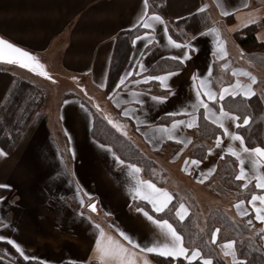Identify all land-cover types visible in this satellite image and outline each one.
Returning <instances> with one entry per match:
<instances>
[{"label": "crops", "instance_id": "0c3cea01", "mask_svg": "<svg viewBox=\"0 0 264 264\" xmlns=\"http://www.w3.org/2000/svg\"><path fill=\"white\" fill-rule=\"evenodd\" d=\"M194 1L184 2V8L179 10L172 7L169 0V12L165 15L156 13L163 18V23L154 22L152 29L144 28L139 34L143 37L146 31L150 32L153 42L148 44L147 40H141L133 45L128 65L121 76L125 71L132 70L137 60L144 64V71L136 68L129 81L155 76L151 74V68L159 60L182 55L185 49L175 48L168 42V36L171 35L169 24H172L171 20L183 18L188 12L198 9H204L211 23L201 32L217 28L228 55H218L215 33L191 35L190 38L196 36L197 39L192 41L189 38L178 43H193L199 51L190 52L191 58L182 68L172 70L178 74L168 81L169 88H163L159 81L139 84L126 82L127 87L121 86L120 89L107 93L106 87L102 88L100 85L102 82L107 85L116 38L122 31L134 29L133 25L144 14L143 0H0V35L37 55L51 74L57 77L62 75L66 81L73 77L71 79L76 83L85 80L84 87L88 89L87 92L83 90L82 95L69 87L60 94L57 105L45 103L44 108L33 116L14 150L6 156L0 155V185L10 186L6 188L10 193L0 200V222L10 227L0 228V235L17 241L26 255L37 258L34 261H47L48 264H72L75 261V264H87L91 260L92 264H102L94 259L100 231L95 227L96 224L108 236L121 243L126 244L117 229L131 235L142 246L163 241L160 229L136 211L138 207H143L151 213L150 205L132 197L131 189L135 187L137 176L143 180L152 179L147 178L139 165L142 171L130 176L129 169L115 160L112 153L116 152L112 147L111 151L99 147L104 143L92 135L94 118L91 107L94 104L88 100L87 93L89 97L93 92L97 97H104L110 107V110L106 109L108 112L113 111L122 119V123H129L137 138L152 153L166 156H169L171 147L189 146L198 127L178 125L174 130L177 137L175 140H169L166 136L161 139L160 134L155 131L159 126L171 127L173 119H189L185 115L171 117L167 114L176 113L185 107L191 111L190 106L196 100L193 74L207 77L211 68L212 88L219 94L221 88L234 85L238 79L244 84L250 83L244 72L251 73L256 77L253 90L264 98V50L248 53L235 38L245 28L259 24L256 38L264 43V0H198L194 7L186 10ZM225 11L229 15H223ZM148 14H152L149 7ZM250 20L254 22L249 23ZM165 24L168 25L167 33L164 31ZM215 66L219 67L221 80L218 88L213 80ZM233 71L236 75H233ZM166 72L169 71L156 75ZM55 76V82H52L58 83ZM153 96H167L168 99L162 103L155 102L151 99ZM208 103L219 111L215 102ZM125 108L132 109L133 114L139 116V125L131 116L122 115ZM201 114L206 119L203 108L200 109L199 119ZM164 118H171L169 124L158 123ZM226 126L229 132H237L233 121H227ZM58 127L66 139L64 145L59 137ZM219 137V147L215 139L209 148L212 149L211 153L208 151L200 164L191 165V159L186 158L190 169L186 171L182 167L177 173L192 180L198 187L209 184L221 197L227 194L228 201L223 205L211 206L210 212L221 209L232 219L246 223L251 219L247 237L252 238L258 234L264 248V233L261 231L264 229V222L255 219V213L248 203L253 193L264 195V190L255 187L257 171L253 167L252 158L241 153L249 182L244 190L251 187L249 197L239 198L235 191L219 193L216 182L223 167L222 159L225 155L233 157L227 153V147L229 144L237 150L241 147L239 141H232L224 132ZM72 149H75L74 156L71 154ZM233 158L237 161L239 172V160ZM210 168L215 171L209 173ZM259 172L264 173V165L259 167ZM155 173L160 176L161 181L152 182L173 193L178 205L185 203L194 216L202 212L195 191L181 189L174 180L175 174L158 166ZM200 173L208 177L202 183L200 180L203 176ZM239 200L245 201L240 210H247L248 216L239 214L235 206ZM91 203L97 206L95 212L88 207ZM155 215L156 218H161L158 214ZM223 242L218 245L220 254L231 264V258L224 257L220 250L219 246ZM11 246L19 255L16 248ZM151 255L147 254L151 264H157ZM0 264L18 263L13 254L0 250Z\"/></svg>", "mask_w": 264, "mask_h": 264}, {"label": "snow or ice", "instance_id": "6c2138e0", "mask_svg": "<svg viewBox=\"0 0 264 264\" xmlns=\"http://www.w3.org/2000/svg\"><path fill=\"white\" fill-rule=\"evenodd\" d=\"M144 3V14L140 16L137 24L133 25V27H143L145 29H152L154 22L163 23V18L153 12L150 16L148 14V0H143ZM247 7V5H244ZM198 12H203L204 9H198ZM223 15H229V12H223ZM182 19V18H177ZM254 21L250 20L249 23ZM164 31L168 32V25H164ZM211 33H215L217 37L216 45L219 49L218 55H222V57H226L228 55L225 43L220 39V33L217 28L209 29L208 32H201L199 35H208ZM192 41L197 39L196 36L190 38ZM147 40L148 44L153 42V38L150 32L146 31L144 36L137 35L131 41L133 45L137 43V41ZM168 42L174 46L175 48H183L185 51L180 56H172L170 59L177 61L178 65L184 64L187 60L191 58L190 52L199 51V49L190 42L186 43H178L176 39H173L171 35L168 36ZM147 46V45H146ZM143 55V53H141ZM0 62H4L7 64L18 65L24 69H29L34 73L42 75L49 80L52 79V76L46 70V66L40 61L39 57L32 52L24 49L23 47L18 46L16 43L11 42L10 40L0 36ZM144 64L142 61L137 60L135 62V67L130 71H125L124 75L120 77L119 83L116 85V89H120L121 86L127 87V83L139 84V83H148L150 81H159L161 82V86L163 88H169L168 81L174 75H177L178 72H166L162 75H149L143 77L142 80H132L129 81V77L133 76L136 68H139L140 71H144ZM227 67V65H225ZM211 68L208 71L207 77H201L197 74H193L192 81L195 90L196 100L191 107V111L189 108L185 107L182 110H179L176 113H168L167 115L171 117H175L176 115H185L188 116L189 119H173L171 123V127L159 126L155 129L156 132L160 134V138L163 139L165 136L169 140L177 139L175 135V129L178 125H186L188 128H193L198 126L199 121V112L200 109H204V113L206 119L211 121L212 124L216 125L219 129H222L226 136H229L232 141H239L240 150H237L232 144H229L227 147V153H230L233 157H236L239 160L240 168L238 175L235 177L237 181H245L241 185L242 188L248 187V179L247 172L244 167V159L241 158V153L246 154L248 157L252 158L253 167L257 171V175L255 176L256 185L255 187L260 190H264V173L259 172V167L264 165V147L256 146V147H247L245 145V137L240 135L238 132H229V128L226 126L227 121H233L234 125L237 129L242 126H247L250 124L252 120L251 116L245 115L241 121V116L236 114L234 111L226 110L224 106V101L226 97L235 98L238 96H242L246 99H250L254 95H256L253 90L252 85L256 83V77L252 76L251 73L244 72V75H247L250 79V83L244 84L239 79L236 80L234 85H228L226 87L221 88L219 94H217L212 88V80L211 77ZM139 73H137L138 75ZM233 75H236L235 71H233ZM127 82V83H126ZM100 87H106V85L102 82ZM136 95V93H133ZM151 99L155 102H164L168 99L167 96H153ZM209 101L215 102L219 105V111L210 106ZM139 103H143L139 101ZM98 111H102L100 109L99 104L95 105ZM124 117L131 116L136 120L137 125L140 123L139 116H135L133 114V110L129 108H125L122 112ZM107 123L112 125L118 132H120L123 136H127L128 133L125 130L126 126L121 124L116 119H113L109 116H105ZM71 137L69 136V139ZM180 143H184V141H178ZM190 142V141H189ZM221 144V138L219 136L216 137V145L219 147ZM99 147L104 148L106 151H111V146L107 144H100ZM211 153L212 149L208 150ZM71 154L75 155V149L71 150ZM0 155H7L0 149ZM115 160L120 164L124 165L129 169V175L134 176L142 171L141 168L138 167L136 163H126V161L120 159L114 152L112 153ZM191 165H198L201 163L200 160L192 159L190 161ZM189 161H185V170H188ZM215 171L214 168L208 169L209 173H213ZM71 175V173H69ZM200 176H203V179L200 180L202 183L203 180L208 179L207 176H204L203 173H200ZM2 188H8L9 185H0ZM133 199H140L147 204L150 205L152 212L146 211L143 207H138L136 209L137 212L142 213L144 217H146L149 221L154 223L161 231L163 235V241L154 242L150 246H142L137 240H135L131 235H128L125 231L117 229L119 231V236L123 238L126 242L121 243L120 240H117L111 236H108L105 231L100 227L99 224H96L95 227L99 229V238L96 241V249L94 253V259L102 262V264H151V261L148 259L147 254H155L158 257L169 258V264H194V262H198V264H214L213 258L210 254L205 255L201 248L198 246H194L189 240L185 241V237L181 231L177 230V227L173 222H170L168 218H156L155 214H164L167 216L169 213L174 215L176 220L179 222H184L190 215V208L185 203H180L176 207H172L173 201L175 199L173 193L169 192L167 189L158 187L152 180H143L138 176L135 180V187L131 189ZM3 198L0 197V200ZM259 201V204H257ZM251 205V209L255 213V219L258 221L264 222V195H257L253 193L251 195V199L248 201ZM81 204H83V200L81 199ZM245 204L244 200H239L236 203V208L239 211L241 216H248L249 212L247 210L241 211V207ZM88 207L95 212L97 210V206L95 203H91ZM83 215V213H81ZM90 219V218H89ZM248 225L252 224V220L249 219L247 221ZM10 227L8 224L4 222H0V228H8ZM220 229L216 228L211 233V243L215 244L218 240V234L220 233ZM264 233V229L261 230ZM0 241H7L11 245H13L16 250L19 252L20 257H22L25 261L37 260L35 256L26 255L24 249L21 245L15 241L10 239L5 235H0ZM237 241L235 239H226L222 244H220V250L224 257L231 258V264H249L246 259H239L237 252ZM128 246H131L129 248ZM138 250V251H137ZM139 257V259H138ZM43 264H48L47 261H44ZM75 264V261L72 262ZM87 264H92V261H88Z\"/></svg>", "mask_w": 264, "mask_h": 264}, {"label": "trees", "instance_id": "16d2710c", "mask_svg": "<svg viewBox=\"0 0 264 264\" xmlns=\"http://www.w3.org/2000/svg\"><path fill=\"white\" fill-rule=\"evenodd\" d=\"M169 0H149V11L155 13L169 12L167 5ZM198 0H195L186 10L194 7ZM190 13V14H189ZM230 21L231 18L229 17ZM169 32L177 41L184 42L191 35H196L206 29L211 23L206 12H188L182 19L171 20ZM264 23V20L262 21ZM259 24H253L245 28L242 32L235 35L236 40L241 47L248 53L262 52L264 43L256 38V32ZM144 28L137 27L132 30L122 31L116 38L115 47L112 55V61L109 68L106 91L112 93L119 83V79L128 65L133 44L131 41L135 36L142 33ZM183 64L178 65L177 61L172 59H161L152 68L151 74L156 75L164 71L181 69ZM214 84L218 88L221 80L219 79V67L215 66ZM156 85V84H155ZM45 92L37 88L34 83L25 79L16 77L0 67V148L7 154H10L16 147L23 132L31 122L33 116L42 109ZM217 108L219 105L216 104ZM226 110L234 111L241 116L242 124L245 115L251 116L252 120L247 126L237 129L240 135L245 137V145L249 148L261 146L264 147V98L257 94L246 99L242 96L235 98L226 97L224 101ZM93 110V128L92 135L104 144L110 145L116 154L128 163H136L143 168L147 178L154 181H161L160 176L155 173L156 166L150 156H146L136 144L119 133L112 125L107 123L97 111ZM171 118H164L163 121H170ZM194 144L191 150V156L194 159L202 160L206 157L210 145L217 136L223 134L222 130L209 122L200 115L199 125L194 132ZM223 167L219 171V193L226 191H235L239 198L247 199L251 189L244 190L242 183L235 179L238 167L235 158L225 155L222 159ZM9 193V189L0 187V197ZM178 206V201L174 200L172 207ZM161 218H168L181 231L185 241L191 240L194 246L201 248L205 255L210 254L214 264H228L221 256L218 245L226 239H235L237 241V252L239 259H246L249 264H264V248L260 242L259 235L249 238V225L246 222L238 221L229 217L223 210H213L207 216V222L200 225L194 214H191L184 222L176 220L174 215L169 213L167 216L158 214ZM219 228L218 240L215 244L211 243V233ZM0 248L14 255L18 264H43L38 261H25L16 254L14 248L7 242L0 241ZM152 260L157 264H169V258L151 255ZM198 264V262H194Z\"/></svg>", "mask_w": 264, "mask_h": 264}, {"label": "rangeland", "instance_id": "374dc122", "mask_svg": "<svg viewBox=\"0 0 264 264\" xmlns=\"http://www.w3.org/2000/svg\"><path fill=\"white\" fill-rule=\"evenodd\" d=\"M190 1L191 0H170V4L175 9L181 10L185 6L184 2L187 3ZM0 67L5 71L10 72L11 74H14L16 77L25 78V79L31 81L32 83H34V85L37 88H40L42 91H44L46 96L44 97L42 109L44 108L45 103L49 104L52 102V104H51L52 106L57 105V103L59 102L58 97L64 91L68 90L69 87L72 88L73 90L76 89L81 94L83 93V90L85 92L88 91V89L84 87V85L86 84L85 80H82V81L76 83L75 80L72 81L73 79H71V78H73V77H71V78L69 77L68 80H70V81H66V80H63L64 76L61 75V77H57V76H55V74H51L47 69L46 70L52 76L51 80L45 78L44 76L38 75V74H36L30 70L24 69L18 65L0 63ZM54 76L57 78L58 83H54L55 82ZM52 81H54V82H52ZM94 94H95L94 92L91 93L90 97H89V94L87 93L88 100L94 104V106H93L94 110L97 111L98 114L103 116V118H105V116H109L113 119H116L121 124L125 125L126 126L125 130L128 133V135L125 137H127L128 139L137 143L139 146H142V148H141L138 145H136L137 147H139L143 151V153L146 156H150L153 159V163L155 166H158L162 169L170 171L171 173H173V175L175 174L174 180L177 181V183H178L179 187H181V189H184V190H188V189L192 190L193 189L195 191V194L197 195V199L201 203L200 208H201L202 212L195 216L196 220L199 222L200 225H204L207 222V216L210 213L211 206H218L221 204L223 205L228 201L229 197H227L228 196L227 194H224V196L221 197L219 194L214 192L213 188L210 187L209 184L206 185L205 187H198L192 180H190V179L188 180L187 177H185L184 175H182V174L180 175L179 173H177L180 171V169L182 167L185 169L184 161L186 158H189L191 160L193 159V157L191 156V150L193 148V145H195L194 144L195 134L192 135L193 141L191 142V144L189 146H186V147L180 146L177 148L171 147V149L169 151V156L152 153L148 149V147L144 145L143 141L140 140L139 138H137V136L132 131V128L130 127L131 125L129 123L127 124L126 121H123V123H122V121H121L122 119L120 117H118L113 111H109V112L107 111V110H110V107L108 105V102L105 100V98L104 97H97ZM82 95H84V94H82ZM98 99H99V101L101 100L100 103H98L99 102ZM96 104H99L100 109H102L103 113H102V111H98L96 109V107H95ZM42 109H40L39 111H41ZM54 120L57 123L56 117L54 118ZM158 123L169 124V121L161 120ZM58 133L60 134L59 137L61 138V142L64 145L66 139L63 136L62 132L60 131L59 127H58ZM173 160H175V162ZM189 169H190V166L188 165V170ZM216 187H217L216 189L218 190L219 189V181L218 180L216 182ZM9 193H10V191H9ZM221 201L224 203H222ZM0 250L6 251L5 248H3V249L0 248Z\"/></svg>", "mask_w": 264, "mask_h": 264}, {"label": "water", "instance_id": "95a60500", "mask_svg": "<svg viewBox=\"0 0 264 264\" xmlns=\"http://www.w3.org/2000/svg\"><path fill=\"white\" fill-rule=\"evenodd\" d=\"M1 36V35H0ZM0 63H4V62H0ZM27 70H29V69H27ZM31 71V70H30ZM37 74V73H36ZM39 75V74H38ZM42 76V75H41ZM46 78V77H45ZM48 79V78H47Z\"/></svg>", "mask_w": 264, "mask_h": 264}]
</instances>
